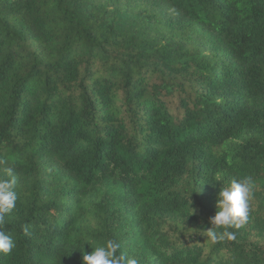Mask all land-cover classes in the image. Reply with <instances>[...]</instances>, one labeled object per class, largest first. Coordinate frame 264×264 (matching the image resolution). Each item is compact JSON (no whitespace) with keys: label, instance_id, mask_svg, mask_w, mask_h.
<instances>
[{"label":"trees","instance_id":"trees-1","mask_svg":"<svg viewBox=\"0 0 264 264\" xmlns=\"http://www.w3.org/2000/svg\"><path fill=\"white\" fill-rule=\"evenodd\" d=\"M0 264H264V0H0ZM255 182L212 245L218 194ZM220 180H217V179Z\"/></svg>","mask_w":264,"mask_h":264},{"label":"clouds","instance_id":"clouds-1","mask_svg":"<svg viewBox=\"0 0 264 264\" xmlns=\"http://www.w3.org/2000/svg\"><path fill=\"white\" fill-rule=\"evenodd\" d=\"M5 171L11 178H0V225L5 223L6 215L15 208L18 199L13 169L9 167ZM254 186L252 177L247 176L239 181L233 180L230 186L221 188L216 202L217 211L210 218L212 227L206 231L207 240L212 245L236 238L235 232L230 229H238L247 222ZM14 247L12 238L0 230V252L7 254ZM119 249L120 245L116 241L108 239L103 245L95 247L91 254H85L83 260L85 264H137L135 259L126 257Z\"/></svg>","mask_w":264,"mask_h":264}]
</instances>
